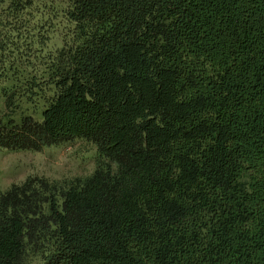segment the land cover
Segmentation results:
<instances>
[{
  "label": "trees",
  "instance_id": "trees-1",
  "mask_svg": "<svg viewBox=\"0 0 264 264\" xmlns=\"http://www.w3.org/2000/svg\"><path fill=\"white\" fill-rule=\"evenodd\" d=\"M36 12L0 0L7 103L37 116L0 122V148L80 139L99 163L64 188L30 179L0 196V264H264V0ZM59 19L62 48L38 70L29 57Z\"/></svg>",
  "mask_w": 264,
  "mask_h": 264
},
{
  "label": "rangeland",
  "instance_id": "rangeland-1",
  "mask_svg": "<svg viewBox=\"0 0 264 264\" xmlns=\"http://www.w3.org/2000/svg\"><path fill=\"white\" fill-rule=\"evenodd\" d=\"M64 2L65 0H34V5L40 13L47 6L51 7L52 5L62 9ZM39 13L35 14L39 16ZM53 26L55 27L48 34L45 43L36 44L32 57H29V62L36 64L38 70L47 55L55 54L62 48L66 22L59 19ZM29 71H32V68ZM6 86V83L0 79V122L7 124L10 121H15L17 123L22 113L34 115L37 118L33 108L27 104L22 105V111L19 113L15 114L11 110V106L7 102L11 99L13 91L8 95L5 92ZM13 102L17 103L15 98H13ZM38 106L40 108L41 105ZM98 163L97 147L92 142L80 139L48 147L40 152L9 151L0 148V196L13 186H21L30 179H42L64 188L78 180L90 177L95 172ZM43 258L42 253L31 252L27 264H42Z\"/></svg>",
  "mask_w": 264,
  "mask_h": 264
}]
</instances>
